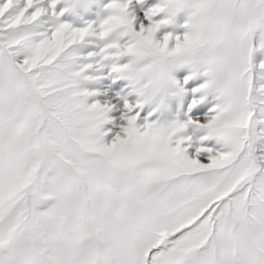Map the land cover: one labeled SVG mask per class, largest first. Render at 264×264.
Wrapping results in <instances>:
<instances>
[{"label": "snow or ice", "instance_id": "obj_1", "mask_svg": "<svg viewBox=\"0 0 264 264\" xmlns=\"http://www.w3.org/2000/svg\"><path fill=\"white\" fill-rule=\"evenodd\" d=\"M0 264H264V0H0Z\"/></svg>", "mask_w": 264, "mask_h": 264}, {"label": "rangeland", "instance_id": "obj_2", "mask_svg": "<svg viewBox=\"0 0 264 264\" xmlns=\"http://www.w3.org/2000/svg\"><path fill=\"white\" fill-rule=\"evenodd\" d=\"M257 59H259V57H258ZM106 71H107V70H105V72H106ZM100 90L103 91V90H105V89H104V88H101ZM108 98H109L108 96H100V97H96V99L100 100L101 102H103L104 100H106V99H108ZM132 99H134V98L129 97V100H132Z\"/></svg>", "mask_w": 264, "mask_h": 264}]
</instances>
